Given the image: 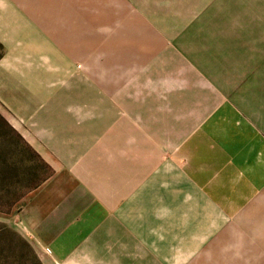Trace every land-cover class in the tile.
<instances>
[{"label":"crops","instance_id":"1","mask_svg":"<svg viewBox=\"0 0 264 264\" xmlns=\"http://www.w3.org/2000/svg\"><path fill=\"white\" fill-rule=\"evenodd\" d=\"M0 46L52 169L19 212L40 264H264V0H0ZM35 68L55 95L13 93Z\"/></svg>","mask_w":264,"mask_h":264},{"label":"rangeland","instance_id":"2","mask_svg":"<svg viewBox=\"0 0 264 264\" xmlns=\"http://www.w3.org/2000/svg\"><path fill=\"white\" fill-rule=\"evenodd\" d=\"M98 27L96 26V39L93 44L96 52L102 49ZM84 44L86 47V44H91V41H84ZM81 47L82 42H80V53ZM1 54L0 46V57ZM68 59L71 60L70 71L75 69L77 71L75 74L83 80L87 79L89 72L92 74V71L87 68L95 63V80L103 81L102 63L99 64L96 58L92 59L90 50L88 54L86 52L83 56L68 57ZM88 59L91 60L88 62ZM23 75L20 74L17 77V84L12 87L13 93L20 96L27 94L35 97L55 95V87L61 82L56 79L55 73L42 72L38 68L31 72L26 71V74ZM70 76L71 74H68V79ZM23 79L28 84L35 85L30 93L26 92V82H22ZM6 115L8 114L0 105L1 118L12 129L11 132L0 124V264H40L28 235L19 225V212L24 198L52 173V169L44 161L42 163L38 160L33 153L34 150L14 129L10 121L6 119Z\"/></svg>","mask_w":264,"mask_h":264},{"label":"trees","instance_id":"3","mask_svg":"<svg viewBox=\"0 0 264 264\" xmlns=\"http://www.w3.org/2000/svg\"><path fill=\"white\" fill-rule=\"evenodd\" d=\"M0 124L5 128V129H7V130H9V131H11L12 132V129L8 126V124L1 118V116H0ZM13 133H15V132H13ZM33 153L36 155V157L38 158V160H40V162H42V160L40 159V157L33 151ZM43 163V162H42ZM50 175V174H49ZM48 175V176H49ZM47 176V177H48ZM47 177H45L44 179H43V181L47 178ZM42 181V182H43Z\"/></svg>","mask_w":264,"mask_h":264}]
</instances>
